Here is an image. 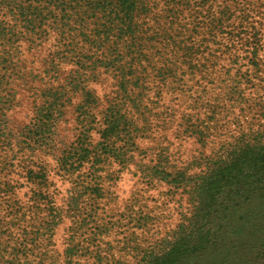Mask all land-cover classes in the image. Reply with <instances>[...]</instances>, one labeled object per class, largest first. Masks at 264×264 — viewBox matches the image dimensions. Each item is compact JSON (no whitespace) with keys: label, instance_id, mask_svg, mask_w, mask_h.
Listing matches in <instances>:
<instances>
[{"label":"rangeland","instance_id":"rangeland-1","mask_svg":"<svg viewBox=\"0 0 264 264\" xmlns=\"http://www.w3.org/2000/svg\"><path fill=\"white\" fill-rule=\"evenodd\" d=\"M175 1L141 19L138 109L129 69L62 53L53 18L41 35L18 24L0 37V264L138 262L189 214L193 174L264 124V0ZM12 23L0 13V32ZM165 28L188 49L163 52L150 32ZM114 108L127 116L115 132Z\"/></svg>","mask_w":264,"mask_h":264},{"label":"trees","instance_id":"trees-1","mask_svg":"<svg viewBox=\"0 0 264 264\" xmlns=\"http://www.w3.org/2000/svg\"><path fill=\"white\" fill-rule=\"evenodd\" d=\"M150 1L0 0L1 15L13 22L2 28L0 37L18 24L41 35L53 18L65 41L62 53L90 56L93 69L106 68L114 60L129 69L121 80L130 107L138 109L147 85L146 80L139 82L141 72H146L143 49L152 45L141 19L151 9ZM167 18L170 28L176 16ZM167 29L150 32L163 52L172 46L188 49ZM119 48L125 53H118ZM156 78L164 81L166 75ZM104 117L113 132L122 118L127 119L119 108ZM182 178L183 173L176 172L170 181ZM187 194L193 202L189 214L162 240L160 249L145 251L134 264H264V124L242 130L228 145H221L203 170L193 174Z\"/></svg>","mask_w":264,"mask_h":264}]
</instances>
